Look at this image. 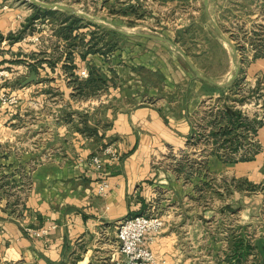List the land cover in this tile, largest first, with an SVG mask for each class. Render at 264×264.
<instances>
[{
  "label": "crops",
  "instance_id": "crops-1",
  "mask_svg": "<svg viewBox=\"0 0 264 264\" xmlns=\"http://www.w3.org/2000/svg\"><path fill=\"white\" fill-rule=\"evenodd\" d=\"M148 1L187 2L115 0L118 11L103 15L133 19L129 8ZM39 8L31 0H0V67H11L0 78V96L18 98L15 104L0 102V264L70 263L75 256H80L77 264H127L118 245V224L151 208L165 219L160 231L145 238L155 264H264V53L243 67V74L235 55L230 56L219 79L199 61L187 60L185 67L168 51L174 45L170 40L154 44L157 38L140 34L129 36L149 40L106 57L71 45V37L60 33L62 23L41 17ZM35 15L37 29L27 30ZM21 31V39H9ZM34 34L40 35L38 41L31 39ZM23 43L34 56H11ZM69 52L74 70L97 68L99 86L78 93L67 69ZM32 64L37 78L23 84ZM78 77L85 81L90 75ZM243 82L263 92L252 113L238 96ZM205 101L215 108L213 119L232 106L256 120L255 133L245 126L236 129L241 151L256 146L252 158L225 159L228 154L217 150L221 136L212 133L223 124L214 123L207 146L186 153ZM106 147L118 158L107 155ZM94 154L103 157L102 169L92 165ZM104 181L108 187L101 190ZM42 229L49 232L36 233ZM93 247L109 250L96 259Z\"/></svg>",
  "mask_w": 264,
  "mask_h": 264
},
{
  "label": "rangeland",
  "instance_id": "rangeland-1",
  "mask_svg": "<svg viewBox=\"0 0 264 264\" xmlns=\"http://www.w3.org/2000/svg\"><path fill=\"white\" fill-rule=\"evenodd\" d=\"M58 2L72 6L75 10L80 12L82 11L79 14L73 12L75 15L83 18L81 21L79 20L78 24H82L80 28L84 29L80 31V28H77L78 31L75 35L78 36L72 35L70 39L71 43L75 42V44L83 45L85 48H96L95 46H88V44L85 45L94 33V43L99 41L98 45L100 48L104 43H108V47H103L108 51L106 57L111 56L113 51L123 50L126 47L128 49L132 48L136 42L142 40V38L149 40V38L144 36H129L118 30L117 34H113L108 30L114 29L110 26H116L117 28L131 33L143 32L164 36L174 44H170L168 50L170 54H175L181 61L185 62V67H189L187 60L193 63L194 61H199L218 79L226 74V70L229 67L230 56L232 57L235 55V60L240 65L241 69L256 58L257 52L264 50V0H211L208 4L203 0H194L192 2L187 0V2H172L170 4L150 1L139 2L136 8H134V6L129 8V11L133 12V19H116L115 21L113 18H105L103 15V12H105L107 15L111 16V14L118 11L119 8L116 7L115 0H111L100 7L97 3L98 0H58ZM44 8L46 7L42 6V9ZM65 16L69 15L67 13H59L53 16L48 15V18L50 17V21L56 24L58 22L61 23V19ZM33 22L29 19L26 24V29L29 28L30 31L37 29V27L33 25ZM104 22H107L108 25ZM92 23L102 26H97ZM143 41H145V39H143ZM153 41L150 42L161 44L160 39H154ZM36 47L38 48V45H36ZM19 48L13 51L11 56H14L16 53L18 54V58L20 55L23 54L26 56L28 53L34 56V52L31 51L32 49H30V46L24 45L23 43L22 47ZM39 48L42 49L41 46ZM55 48L58 49V45ZM21 49L24 50L25 54L21 52ZM28 49L29 51H26ZM204 49H208L209 52H204ZM130 52L131 51L126 52L125 57L128 58ZM161 52L166 53L165 50ZM199 55H201L202 58H199ZM9 67L8 64H4L0 67V71L6 70ZM4 74L5 73L0 74V78H3ZM74 74L78 75L76 70H74ZM241 74H243V72H241ZM242 86L240 95L238 96L244 100L245 104L247 103L246 107L244 106L245 109L252 113L256 108H259L258 100L261 98L263 92L260 91L261 88L248 83H244ZM261 86L264 87V80H262ZM2 99L3 95L0 96V102ZM236 101L233 103L236 104L238 102ZM220 103L221 106L226 105L223 100H221ZM214 109L215 108H212L210 103L206 101L202 104L201 111L198 114L200 116L195 120L197 129L190 139V145L188 147L190 150L186 152L189 156L196 152L195 148L199 149L200 147L207 146L205 143L207 144L210 138L208 127L213 120L211 114L214 113ZM204 149L207 150L208 147H204ZM204 149H201V153L203 154ZM171 154H173V152L169 151L168 156L172 157ZM162 193L164 192H161V194ZM150 211L159 213L157 209L155 210L153 208H151L149 212ZM98 246H101V244ZM107 250L109 249L93 247L91 256L96 259L97 256H105L106 252H108Z\"/></svg>",
  "mask_w": 264,
  "mask_h": 264
},
{
  "label": "trees",
  "instance_id": "trees-1",
  "mask_svg": "<svg viewBox=\"0 0 264 264\" xmlns=\"http://www.w3.org/2000/svg\"><path fill=\"white\" fill-rule=\"evenodd\" d=\"M39 10H41L42 15H40L41 17H47L48 15L53 16L59 13H68L69 16H65L63 19H61V23L62 25L60 26V33L66 37V38H70L73 35V31L76 28H80L82 26V24H78L79 20L81 21L83 18L80 16H77L75 14H71L68 11H63L60 9H48V8H39ZM39 15H35L33 16L30 20L31 22L35 21L36 18H38ZM64 23V24H63ZM94 25L97 26H102L100 24H96V23H92ZM104 27V26H103ZM106 29H108L107 27H104ZM110 32H112L113 34H117L118 31L116 29H108ZM23 31L19 32L18 34H14V33H10L9 34V39L11 41H16L19 40L23 37ZM78 36V35H75ZM94 33L91 36V38L85 43L88 44V46H95L96 48H90L88 47V49L90 51L93 52H100L103 55L106 56V54L108 53V51H106L103 47H108V43L106 42V44L104 43L102 45V47L100 48L99 41L94 43ZM71 45H77L75 44V42L70 43ZM109 49V48H108ZM264 53V50H260L259 52H257L256 56H260ZM85 55L83 54V57ZM67 59H71L72 64L71 65H67V69L72 70L71 74L73 76V81L74 84L76 85V88L78 89V93H84V89L85 88H90L92 86L97 87L99 86V79H97L96 77H101L102 74H100V72L97 70V68H94L91 73L89 72L90 77L85 80V81H80L78 75L74 74V68L76 67L74 61H73V55L72 52H69L67 55ZM31 68L33 70L38 71V68L36 65L32 64ZM243 68L240 69V72H242ZM239 72V73H240ZM236 83L239 82L238 80L236 81ZM91 89V88H90ZM255 122L256 120L254 119H250L249 117H245L242 113V111L240 109H234L232 106H227L225 108L224 111H222L221 116L215 117L211 123L214 124H220L222 125V129L218 130L216 132H212L215 136L219 135L220 137V143L219 146L217 147L218 151L223 149V151L225 153H227L228 155H225V159L227 160H231V161H238L240 159H249L252 158L254 156V152H256V146H248L246 148H244L242 151V140H241V135L236 133V129L242 126H245L247 129L249 130V134L250 131L252 133L256 132V126H255ZM192 136V135H191ZM220 152V151H219ZM224 157V155H223ZM180 166L183 167V164L180 163ZM180 169V168H179ZM80 259V256H75L73 258V260L70 263H67L66 261H63L61 263H57V264H77L78 260ZM12 264H23L22 262H16V263H12ZM88 264H93L92 262H89Z\"/></svg>",
  "mask_w": 264,
  "mask_h": 264
},
{
  "label": "built area",
  "instance_id": "built-area-1",
  "mask_svg": "<svg viewBox=\"0 0 264 264\" xmlns=\"http://www.w3.org/2000/svg\"><path fill=\"white\" fill-rule=\"evenodd\" d=\"M31 39L38 41L40 35L34 34ZM1 70L0 74L8 72ZM80 77L89 76V68L81 67L75 69ZM18 98L14 94H3L1 105L15 104ZM104 152L110 155L111 158L117 159L118 152L111 147H106ZM91 163L97 169H102L105 161L100 154H94L91 158ZM108 187V182L104 181L101 185V190ZM165 219L160 213L147 211L141 213H133L125 216L118 224V245L120 251L125 255L127 264H155V255L152 249L145 244V238L148 233L158 232L162 229ZM49 229H42L37 234H47Z\"/></svg>",
  "mask_w": 264,
  "mask_h": 264
},
{
  "label": "water",
  "instance_id": "water-1",
  "mask_svg": "<svg viewBox=\"0 0 264 264\" xmlns=\"http://www.w3.org/2000/svg\"><path fill=\"white\" fill-rule=\"evenodd\" d=\"M35 3H37L38 5H41V6H44L46 8H52V9H55V8H62V9H66V10H70L74 13H81L80 11L78 10H75L72 6H69V5H66V4H63V3H60V2H54V3H48V2H45V1H42V0H31ZM208 4V2H206ZM114 29H117L121 32H123L124 34L126 35H135V34H140V35H144V36H147V37H151V38H157V39H162V40H169L168 38L164 37V36H161V35H158V34H152V33H129V32H126L124 30H121V29H118L116 27H113ZM37 78V72L35 70L32 71V73L30 74V76H28L23 84H27L31 81H34L36 80Z\"/></svg>",
  "mask_w": 264,
  "mask_h": 264
}]
</instances>
